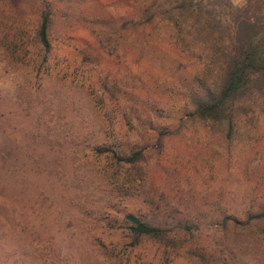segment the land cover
I'll return each instance as SVG.
<instances>
[{"label":"rangeland","instance_id":"rangeland-1","mask_svg":"<svg viewBox=\"0 0 264 264\" xmlns=\"http://www.w3.org/2000/svg\"><path fill=\"white\" fill-rule=\"evenodd\" d=\"M197 1L174 46L165 21L132 36L136 0H54L45 53L33 1L0 0V264H105L97 249L119 241L108 233L122 214L144 218L145 198L195 228L187 241L207 262L140 264H264L259 224H246L264 208V89L240 101L231 139L189 103L219 83L236 24L264 36V0ZM116 139L139 142L145 164L112 170Z\"/></svg>","mask_w":264,"mask_h":264},{"label":"trees","instance_id":"trees-1","mask_svg":"<svg viewBox=\"0 0 264 264\" xmlns=\"http://www.w3.org/2000/svg\"><path fill=\"white\" fill-rule=\"evenodd\" d=\"M32 11L36 19L35 46L40 51L48 53L52 47V38L56 17L54 0H32ZM220 6L231 7L224 0H214ZM134 16L128 21L132 36L145 33L146 29L152 30L158 22H168L174 32L171 41L174 46L183 43L180 30L187 25L182 22V15L189 16L204 13L202 2L197 0H136ZM18 10V9H17ZM206 13V12H205ZM198 26L203 28L208 23L207 16L203 14ZM181 19V20H179ZM197 21L195 24L197 25ZM248 25L242 20L235 25L234 36L231 37V49L221 52L222 69L220 81L214 89L202 94L197 92L189 95V103L192 107V117L202 123L224 125L229 139L238 125V110L242 109L241 100L248 94L264 89V36L251 27V31L243 32ZM192 28L193 26H189ZM188 28V29H189ZM129 30V28H125ZM124 29V30H125ZM103 45V44H102ZM84 57L86 55L84 54ZM88 59V58H86ZM125 123L130 126V121L125 116ZM135 137V133L132 132ZM160 141V138H157ZM114 150H111L112 170L124 167H141L146 162L144 147L137 141L127 142L115 140ZM97 153L102 154V152ZM131 169V168H130ZM140 185L144 178L138 179ZM146 211L144 218L134 213H124L121 216V224L109 230L111 236H120L119 241H110L101 244L97 254L105 264H133L131 258L137 259L136 264L143 263L142 256L153 253L159 263L166 262L168 256L173 253L191 254L200 257L207 262L205 254L199 252L197 246L187 237L194 238L195 228L185 223L180 226L173 216L174 212L165 214L155 201L145 198ZM172 220V221H171ZM171 221V222H169ZM251 222L259 224L258 231L264 238V208L251 214L246 224ZM235 224H238L235 222ZM126 241V242H122ZM159 254V257H157ZM153 262V261H152ZM150 262V263H152ZM157 263V262H155ZM158 264V263H157Z\"/></svg>","mask_w":264,"mask_h":264}]
</instances>
